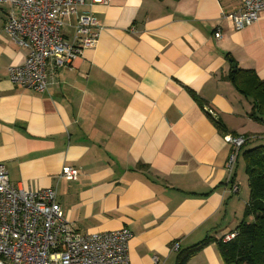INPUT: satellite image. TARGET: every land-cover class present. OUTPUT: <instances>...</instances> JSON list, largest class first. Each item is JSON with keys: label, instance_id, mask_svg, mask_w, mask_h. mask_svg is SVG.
<instances>
[{"label": "crops", "instance_id": "crops-1", "mask_svg": "<svg viewBox=\"0 0 264 264\" xmlns=\"http://www.w3.org/2000/svg\"><path fill=\"white\" fill-rule=\"evenodd\" d=\"M242 1L85 0L77 11L97 18V42L44 92L9 78L27 51L5 33L9 5L0 2V164L9 180L54 188L77 233L127 228L130 264H176L179 250L234 231L249 188L237 167L231 191L229 147L211 118L227 134L258 137L251 101L227 77L234 63L264 79V10L240 30L223 17ZM64 166L78 178L59 177ZM185 264L224 263L212 240Z\"/></svg>", "mask_w": 264, "mask_h": 264}, {"label": "built area", "instance_id": "built-area-1", "mask_svg": "<svg viewBox=\"0 0 264 264\" xmlns=\"http://www.w3.org/2000/svg\"><path fill=\"white\" fill-rule=\"evenodd\" d=\"M110 0H90L106 5ZM9 9L3 29L19 47L27 51L22 65L9 68L11 82L38 92L47 89L56 71L71 66L83 50L94 47L101 28L88 11L78 12L85 0H0ZM264 0H243L240 7L223 14L231 27L240 30L258 20ZM75 16V21L68 19ZM72 27L68 34L67 29ZM216 38L221 37L215 31ZM242 134L223 136L229 147L225 167L231 191H238L232 181L241 147ZM79 170L64 166L59 177L76 180ZM236 232L221 240L227 242ZM131 232L120 228L105 232L80 234L64 219L54 188L38 191L15 186L0 164V264H130L128 241ZM156 260V257H155Z\"/></svg>", "mask_w": 264, "mask_h": 264}, {"label": "trees", "instance_id": "trees-1", "mask_svg": "<svg viewBox=\"0 0 264 264\" xmlns=\"http://www.w3.org/2000/svg\"><path fill=\"white\" fill-rule=\"evenodd\" d=\"M227 77L234 88L251 101L248 117L253 121L264 123V79L259 78L254 70L240 69L237 66L235 70L232 69L229 72ZM194 98L201 107L212 108L198 96L195 95ZM213 112H215L214 109ZM211 119L226 135L227 132L223 130L225 126L220 118ZM231 134L238 135L236 132ZM244 136L245 143L240 149L237 162L240 157L243 158L248 180L249 201L245 207L244 219L234 230L236 235L227 242H223L221 238L215 240L206 237L192 246L179 250L176 264H185L191 255L212 240L216 242L224 264H264V144L247 147L251 141L250 135L244 134ZM249 216L252 220L246 219Z\"/></svg>", "mask_w": 264, "mask_h": 264}, {"label": "rangeland", "instance_id": "rangeland-1", "mask_svg": "<svg viewBox=\"0 0 264 264\" xmlns=\"http://www.w3.org/2000/svg\"><path fill=\"white\" fill-rule=\"evenodd\" d=\"M255 133L258 134L259 137L256 140H251L250 143L247 145V147H252L255 145H259V144H264V123L257 122V125L255 127ZM237 164H238V166H237ZM237 164H236V166L232 172V179L234 178V172L238 167L237 179L241 181L242 187L247 191L248 180H247V175L245 173V166H244V161H243L242 157H240L239 163H237ZM227 177H228V171H227ZM230 188H231V186H230ZM232 232H236V231H232Z\"/></svg>", "mask_w": 264, "mask_h": 264}, {"label": "water", "instance_id": "water-1", "mask_svg": "<svg viewBox=\"0 0 264 264\" xmlns=\"http://www.w3.org/2000/svg\"><path fill=\"white\" fill-rule=\"evenodd\" d=\"M233 70L236 68V64L232 63Z\"/></svg>", "mask_w": 264, "mask_h": 264}]
</instances>
